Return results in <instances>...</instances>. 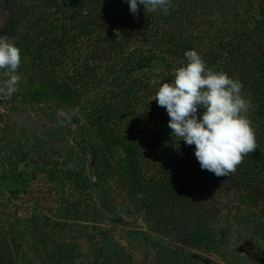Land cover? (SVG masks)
I'll return each mask as SVG.
<instances>
[{
    "label": "rangeland",
    "instance_id": "1",
    "mask_svg": "<svg viewBox=\"0 0 264 264\" xmlns=\"http://www.w3.org/2000/svg\"><path fill=\"white\" fill-rule=\"evenodd\" d=\"M34 1L0 0V35L7 36L20 48L22 58L17 70L21 77L17 91L11 96L0 92V119L20 132L22 140L31 138L34 142L38 138L43 144L42 154L52 161L50 167L57 166L53 177L46 172L35 173L37 165L33 161L30 168L20 166L25 179L13 184L19 193L17 198L8 200L13 212L28 225L32 221L46 223L32 240L35 248L45 239H40L41 235L53 234L47 224L64 213L67 218L84 222L83 226H96L99 222L102 227L116 230V240L132 255V264H264V214L250 213L244 217L246 212H240V218L230 221L222 245L214 251L200 243L193 245L181 237L184 234L165 229L160 201L166 199L169 190L178 197L192 191L193 180L200 178L201 168L194 145L172 137L169 116L154 99L159 84L153 81L170 82L176 69L164 67L159 58L146 61L144 58L149 55L142 53L145 46L137 41L128 47L122 45L119 36L123 29L107 22L113 15L123 20L128 14L129 22L124 24L139 29L145 17L143 7L134 16L126 0H112L103 15L89 16L88 11H80L83 15L73 25L66 20L65 30L55 37H40L31 42L34 35L26 33V20L32 13L25 8ZM39 1L47 5L49 1L60 0ZM57 8L46 9L49 21L61 16ZM242 8L237 20L254 14L249 5ZM215 9L208 16L206 5L201 10L192 6L187 10L193 36L199 25L208 32L207 47L198 53L226 57L229 50L226 41H231L239 45L234 48L238 59L261 60L264 44L260 46L261 40L256 39L255 33L247 29L243 35L227 29V14L237 11L227 7ZM74 15L76 11L67 17ZM56 19L54 24H58ZM84 32L90 35L76 40L69 38ZM21 35L23 40L18 42ZM59 49L67 52L60 55ZM52 72L69 84L59 95L51 94L39 83V74ZM6 79L0 69V87ZM36 91L48 95L36 102L28 96ZM249 119L257 121L259 117ZM37 153L33 157L41 156ZM228 177L232 182L226 186L222 179L215 181L223 185L210 183L208 188L217 189H208L203 194L197 203V213L191 209L193 216L207 220L218 215L217 219H224L236 210L235 181L231 175ZM82 230L74 262L93 264L91 242L85 234L99 237L91 228ZM60 242L47 241L55 252ZM10 247L14 251L17 245Z\"/></svg>",
    "mask_w": 264,
    "mask_h": 264
},
{
    "label": "trees",
    "instance_id": "2",
    "mask_svg": "<svg viewBox=\"0 0 264 264\" xmlns=\"http://www.w3.org/2000/svg\"><path fill=\"white\" fill-rule=\"evenodd\" d=\"M111 1L60 0L56 2L49 1L46 5L41 4L39 0H35L30 7L25 8L32 13L28 19L27 15L25 18L28 24L26 33L34 35L31 42L40 40V37L48 39L55 37L60 31L65 30L66 20L72 21L68 25H73L74 20L79 15H83L80 11H88L89 16H93L95 13L103 15L105 10H108ZM224 1H227L226 4ZM205 5L207 16L210 15L208 12H211V9L215 7V10H224L225 7L227 9L234 8L237 12H232L233 15L227 14L228 31L230 28L236 34L242 32L240 34L246 35L247 31L245 30L250 29L251 32L255 33L256 39L261 40L259 42L260 46H263L264 0H206V2L204 0H171L167 15L159 12L145 13V17H143L140 24V26L143 24L144 28L141 26L138 29L135 26L125 25L124 23L129 22L128 14L123 20L113 15L107 22L123 29L122 35L119 36L123 40L122 45L128 47L131 42L137 41L145 46L142 53L149 55V57L144 58L146 61L147 59L150 61L151 57L159 58L164 61V67L175 70L186 63L185 51L194 49L201 52L203 48L207 47L205 40L208 37V32L203 29L202 25H199L195 27L197 31L193 36V31H190L191 24L189 19L187 20L189 6L201 10L205 8ZM248 5L250 9L254 8V14L246 16L244 19L240 16L237 20L240 7L245 9V6ZM55 6L60 8H57L60 10L57 14H61V16L55 18L58 24H54L55 19L49 21L47 18L49 13L46 9H53ZM73 11H76L77 15L68 18L67 15ZM33 14L34 16H32ZM130 21L133 22L134 19L130 18ZM208 22L212 23V19L209 18ZM44 33L46 35H43ZM102 34H105V32H102ZM89 35L90 33L84 32L69 36V38L76 40ZM23 36L21 35L18 42L23 40ZM96 37L99 38V34ZM226 37L224 36V39ZM226 44L229 47L226 57L214 53L203 55L202 58L209 68L226 72L233 79L242 82V94L249 102L246 115L248 118L254 115L259 117L257 121L251 120L255 129L257 149L247 154L236 170L229 174L235 181L233 187H236L235 196L237 200L234 204L236 210L224 219L222 217L217 219L218 215H211L207 220L198 219V215L193 216L192 210L195 214L197 213V203L204 197L203 194L208 193V189L210 191L217 189L216 186L208 188L212 185L210 183L218 182L223 185L219 181H215L222 179L224 180V186H226L232 182L228 175L217 177L212 172L202 169L199 176L200 178L203 177L202 179L205 181L203 187L200 183L202 180L198 177L197 180H193L192 191L189 190L186 194L181 193L178 197L173 190H169L168 195L165 194L166 199L160 201L161 211L165 214L161 219L165 221V229L175 232L177 235L184 234L181 237L187 238L193 245L200 243L209 251H214L222 245L226 230L231 225L230 221L233 218H240V212H246L244 217H247L250 213L264 214V142H262L264 140V56L257 62L256 59L244 62L237 58V53L234 50L239 45L237 43L234 45L231 41L228 43L226 41ZM62 47L65 49L63 45ZM65 52L67 51L65 50ZM65 52L59 49L58 53L62 55ZM39 77L41 87L48 88L51 94L59 95V91H65L69 88L68 82L63 77L57 76L56 72L39 74ZM46 95L48 94L43 91L28 94L36 102L43 101ZM22 139L20 132H17L11 125L1 122L0 119V264H75L76 252L79 251L77 240L82 234V229L86 230L88 228L96 232V236L99 237L95 238L92 234H85V237L91 242L94 256L93 264H132V255L125 251L124 247L116 240V230L102 227L99 222L96 226H83L84 222L67 218V216H63L64 213L60 218L52 221L51 224H47L51 227L53 234L45 237L47 233L45 232L44 235H41L40 239L43 237L45 239L39 247L35 248L32 240H34L36 232L40 231V227H45L46 223L32 221L28 225L18 216L16 211L13 212L8 205V200L9 197L17 198L19 193L18 189H14L13 184L21 178L25 179V175L20 171V166L30 168L31 161H33L37 165L34 168L35 173L46 172L50 177L55 175L57 166L54 164L53 168L50 167L52 161L47 158L45 153L42 154L43 144L38 138H34V142L31 138H27L25 141ZM36 152L41 156L33 157ZM36 159L38 160L36 161ZM62 181L60 180V182ZM173 195L174 198H171ZM250 197H252V201H249ZM253 204L256 205L253 209L247 208L253 206ZM54 239L61 240L57 252L47 243V241ZM95 239H97L96 242ZM10 244L17 245L16 250L12 251ZM36 245H38V242Z\"/></svg>",
    "mask_w": 264,
    "mask_h": 264
},
{
    "label": "clouds",
    "instance_id": "3",
    "mask_svg": "<svg viewBox=\"0 0 264 264\" xmlns=\"http://www.w3.org/2000/svg\"><path fill=\"white\" fill-rule=\"evenodd\" d=\"M134 16L142 6L146 14L167 15L171 0H126ZM186 63L177 67L170 82L159 84L154 99L165 108L172 137L194 145V155L202 170L217 177L234 172L244 157L257 149L255 129L247 117L248 100L243 84L226 72L206 65L194 49L185 51ZM20 48L0 35V69L7 78L0 92L11 96L21 77ZM202 109V111H200Z\"/></svg>",
    "mask_w": 264,
    "mask_h": 264
}]
</instances>
